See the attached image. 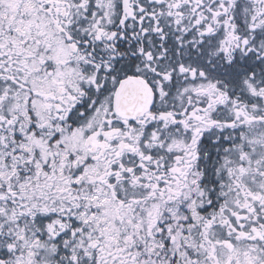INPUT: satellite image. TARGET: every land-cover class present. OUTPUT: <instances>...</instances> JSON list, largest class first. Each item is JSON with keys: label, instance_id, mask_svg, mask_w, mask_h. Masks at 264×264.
<instances>
[{"label": "snow or ice", "instance_id": "snow-or-ice-1", "mask_svg": "<svg viewBox=\"0 0 264 264\" xmlns=\"http://www.w3.org/2000/svg\"><path fill=\"white\" fill-rule=\"evenodd\" d=\"M0 264H264V0H0Z\"/></svg>", "mask_w": 264, "mask_h": 264}]
</instances>
